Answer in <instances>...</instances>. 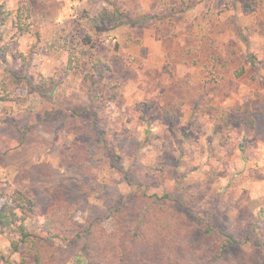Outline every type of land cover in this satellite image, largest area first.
Returning <instances> with one entry per match:
<instances>
[{
    "label": "clouds",
    "instance_id": "clouds-1",
    "mask_svg": "<svg viewBox=\"0 0 264 264\" xmlns=\"http://www.w3.org/2000/svg\"><path fill=\"white\" fill-rule=\"evenodd\" d=\"M0 6V264H264V0Z\"/></svg>",
    "mask_w": 264,
    "mask_h": 264
},
{
    "label": "trees",
    "instance_id": "trees-1",
    "mask_svg": "<svg viewBox=\"0 0 264 264\" xmlns=\"http://www.w3.org/2000/svg\"><path fill=\"white\" fill-rule=\"evenodd\" d=\"M3 22H4V13H3L2 6H0V23H3ZM45 87H48L52 91H54L56 84L53 81L51 83V85L46 84ZM80 117H81V112L76 110V109H72L68 113V115L65 117V119H75V120H78V122L80 124ZM21 196L26 202L27 211L29 213L35 214V209H36V206L38 204L37 199L35 197V194L31 193L29 191L28 193L21 194ZM75 201H77V200H74L73 197L70 196V193H68L67 191L65 192V189L63 187H61V189H59V188L57 189L56 200H54L52 204H49L48 208H51L53 205L58 204L60 206L68 208L69 210H73L76 208ZM48 208L44 214H47ZM76 210L78 211L79 209H76ZM6 211H7V206L6 205L5 206L0 205V219L4 218ZM113 211L116 213H119L121 211V208L120 207L114 208ZM253 227L255 228L256 225L253 224ZM51 228H52V225L50 223H45L41 227V231L50 232ZM25 238H27V236H25ZM34 259L38 262L39 261V255H37Z\"/></svg>",
    "mask_w": 264,
    "mask_h": 264
},
{
    "label": "rangeland",
    "instance_id": "rangeland-1",
    "mask_svg": "<svg viewBox=\"0 0 264 264\" xmlns=\"http://www.w3.org/2000/svg\"><path fill=\"white\" fill-rule=\"evenodd\" d=\"M75 120V119H74ZM77 122V125H79V122L78 120H75ZM246 123L248 125V127L252 130H255L256 128V119H255V116L254 114H251L249 113L248 117H247V120H246ZM49 126H51L49 124ZM58 138V137H57ZM70 138H71V134H70ZM76 144L77 145H81L82 142L77 140L76 141ZM241 148H243V146H241ZM47 160L55 163V158L52 157V156H49L46 158ZM81 185L86 187L84 181H80ZM61 187H63L65 189V192L67 191L68 193H70V196L73 197L74 200H78V199H81L83 197V194L80 192V186L74 182H72V180H69V183L66 184V185H62ZM31 193H34L35 194V197H37V203L41 206V211L42 213L41 214H44L47 210V208H44L45 205L48 203V197L44 194H41V193H36L32 190H29ZM47 190H45L46 192ZM96 191H102V189H96ZM49 206V205H48Z\"/></svg>",
    "mask_w": 264,
    "mask_h": 264
}]
</instances>
